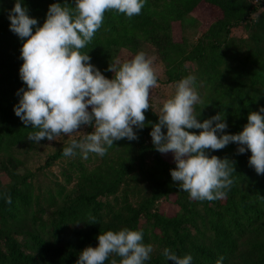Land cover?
<instances>
[{"label": "trees", "instance_id": "trees-1", "mask_svg": "<svg viewBox=\"0 0 264 264\" xmlns=\"http://www.w3.org/2000/svg\"><path fill=\"white\" fill-rule=\"evenodd\" d=\"M56 2L71 7L75 0H22L38 25ZM14 3L0 0V153H7L0 166L13 170L12 182L0 187V264H76L81 250L98 245L100 233L125 227L142 230L143 243L152 245L145 264H172L162 255L165 247L180 256L191 254V264H216L221 256L222 264H264V175L249 166L250 150L238 154L235 143L208 153L235 161L234 184L223 199L214 201L192 200L179 190L170 174L175 162L154 148L151 124L134 128L138 140L115 141L92 171L82 162L69 161L61 175L64 184L76 175L73 195L64 194L58 181L54 189H36L32 174L14 172L23 160L9 149L25 144L27 134L35 131L30 125L25 128L14 112L18 90L26 88L19 75L23 41L10 31L8 18ZM201 3L215 7L217 16L193 44L172 41L170 21ZM153 6L163 10L158 13ZM241 24L247 32L241 41L244 46L230 36L231 29ZM142 40L158 48L166 62L167 82L188 76L185 63L196 65L202 100L195 106L199 120L221 112L228 124L225 131L238 133L248 113L264 106V0H146L141 13L132 18L106 12L103 25L81 51L88 52L91 63L106 64L111 48L134 51ZM155 113L147 110L146 121L158 122ZM68 143L48 154L43 166L64 158L62 150ZM4 193L10 194L11 204L5 202ZM168 202L176 207L171 214L160 209ZM89 214L97 222H86ZM112 258L120 259L110 257L105 264Z\"/></svg>", "mask_w": 264, "mask_h": 264}, {"label": "clouds", "instance_id": "clouds-1", "mask_svg": "<svg viewBox=\"0 0 264 264\" xmlns=\"http://www.w3.org/2000/svg\"><path fill=\"white\" fill-rule=\"evenodd\" d=\"M145 3L75 0L69 7L56 2L49 5L46 19L38 25L22 0H15L8 18L10 31L23 41L19 75L26 85L18 90L15 115L25 128L30 125L35 130L27 134V139L36 144L44 139L73 137L63 147L66 158L79 154L88 159L90 153L103 157L115 141L138 140L134 128L142 130L151 124L154 148L162 154H173L176 166L170 174L179 190L187 192L192 200L223 199L234 184L235 161L208 153L235 143L238 154L250 150L249 166L264 175V106L248 113L241 131L228 133L221 112L203 121L198 119L195 106L202 100L196 77L190 74L176 82L174 94L162 101L155 113L158 122L146 121L145 112L152 108L151 91L159 86L153 58L143 51L123 61L117 58L108 65L113 74L108 78L90 62L88 52L81 51L103 25L106 12L114 10L132 18L141 13ZM85 127L92 130L83 131ZM80 132L83 135L74 137ZM3 196L11 204L10 194ZM86 222L95 223L97 219L89 214ZM97 238L98 245L81 250L76 264H105L110 257L120 258H112L110 264H145L151 259L153 247L143 243L142 230H107ZM162 255L172 264H191L193 260L191 254L180 256L168 247ZM223 260L219 257L216 264Z\"/></svg>", "mask_w": 264, "mask_h": 264}, {"label": "rangeland", "instance_id": "rangeland-1", "mask_svg": "<svg viewBox=\"0 0 264 264\" xmlns=\"http://www.w3.org/2000/svg\"><path fill=\"white\" fill-rule=\"evenodd\" d=\"M153 8L160 13L163 10L162 6H153ZM152 10V9H151ZM218 11L215 7H212L206 3L199 4L194 11H191L187 15L175 20L170 21V33L172 37V41L176 42H185L188 46L193 44L198 36L205 30V27L213 21V19L217 16ZM230 36L234 39L235 43L241 46L244 44L241 41L246 40L247 32L244 25H237L231 29ZM143 51L147 56L153 58V67L158 72V87L152 89L151 91V99L150 103L152 105V109L155 112H158L159 108L162 106V101L169 98L175 92V84L178 81H170L167 82L165 80V70H166V62L162 59L159 54L158 48L151 44L148 41H139L138 46L133 51L130 47H114L110 50L109 61L104 63H92L95 65L106 77L111 78L112 73L108 71V65L113 60L119 58L121 61L124 59H130L136 53ZM195 64L185 63V67L187 68V75H194L196 78L198 72L195 71ZM197 89V88H196ZM92 130L89 127H85L83 131L89 132ZM83 135V132L75 133L74 137L79 138ZM73 137H59L58 140L48 141L47 139L41 140L39 144L27 140L25 144L12 146L9 149L10 154L15 157L21 158L23 160L22 165L15 167L16 170L14 172L17 175H25L32 174V183H34L36 189H45L46 187L56 186V182L64 185V194L69 193L73 195L77 190L76 186V175L73 176V179L70 183H65L63 180V176L61 175V171L68 164L69 161H79L82 162L87 171H92L93 168L100 162V157L96 154H89L88 159H82L79 154L75 157L71 158H61L55 162H53L50 166H43L44 161L48 154L54 152L64 143L70 141ZM238 145L236 144V149ZM166 160L174 162L173 154L171 152L167 154H162ZM7 156L6 152L0 153V160L4 159ZM43 166V168L41 167ZM9 169H13V167L8 166ZM13 172V170H9ZM11 172L5 171L0 166V187L8 185L12 182ZM170 202L162 204L160 209L164 212L171 214L175 211V205H169Z\"/></svg>", "mask_w": 264, "mask_h": 264}]
</instances>
